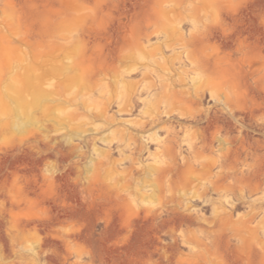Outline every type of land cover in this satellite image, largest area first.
Wrapping results in <instances>:
<instances>
[{"label": "rangeland", "instance_id": "obj_1", "mask_svg": "<svg viewBox=\"0 0 264 264\" xmlns=\"http://www.w3.org/2000/svg\"><path fill=\"white\" fill-rule=\"evenodd\" d=\"M121 75L137 87L146 75L194 80L186 82L193 97L146 99L172 110L162 115L160 136L177 122L190 128L183 144L189 164L154 187L141 168L123 170L131 153L117 148L113 161L123 175L112 176L148 197L116 206L99 154L121 129L138 133L127 121L139 120L144 104L119 114L113 103L119 119L110 126L84 119L83 104L95 106L90 93L114 90ZM72 91L78 98L67 96L58 109L60 92ZM217 125L228 127L230 144L219 148L215 140L212 148L200 138L191 152L197 132L210 140ZM95 135L99 151L90 143ZM155 148L144 151V164ZM183 174L199 177L197 196L210 186L212 199L238 208L236 218L254 216L251 229L192 225L182 231L185 241L173 240L171 231L135 216L179 198L189 188ZM197 196L192 204L210 217L211 206ZM263 248L264 0H0V264H264Z\"/></svg>", "mask_w": 264, "mask_h": 264}, {"label": "bare ground", "instance_id": "obj_2", "mask_svg": "<svg viewBox=\"0 0 264 264\" xmlns=\"http://www.w3.org/2000/svg\"><path fill=\"white\" fill-rule=\"evenodd\" d=\"M175 30H177V32L180 35L182 34L180 32V29L175 28ZM168 33L169 32H167L166 35ZM168 36L170 37V35ZM180 74H184V72ZM121 76L122 78L118 82L119 86L114 88V90L107 89L106 87L104 89L97 90V92L93 91L90 93V96L96 95L97 97V100H96L97 102L95 106L88 107L86 106L85 103L83 104L81 102L84 105V108H83L84 119L89 120L91 124L97 121H100L104 123L103 125H109V126L113 125V123L119 119L117 118L116 114L110 112V107L112 106L113 103L118 104L119 114L120 113H131L133 112L134 109L137 108V106H139L140 102L144 104L141 118L135 121H130V120L127 121V122L133 123L138 133L133 134L130 131L126 132L124 129H121L120 130L121 137L117 140V143L112 144V142H109L107 144L108 145L107 148L103 151H100V154H99L100 156H102V158H104V160L106 159L107 164L109 166L108 174H107L108 176L106 177L105 185H106L108 197L112 200V202L116 206L117 205L120 206L122 204L124 205L126 201L135 202L139 200L141 203H145L148 197L147 191L143 190V188L138 189L136 192H131V191L125 190L123 188L124 186L123 187L119 186L117 176L123 175L122 173L123 171H121L122 170L121 169L120 170L121 173H120L119 169L116 168L115 166V163H114L115 160L113 161V151H115L117 148H127L131 153L130 155L131 157H129L131 158L130 166L123 168V170L124 171L129 170V169L139 170L141 168L142 172L144 171V177H143L144 183L146 184L147 182L148 183L151 182L152 186L154 185V187L156 183L159 185L164 181L165 182L169 181L177 173L180 175L182 168L189 164L188 157L183 153L184 151L183 144L187 140V139L185 140L184 136H186L185 134H187L190 131V128L188 126H185L182 122H177V125L175 126L170 125L169 127L166 128L165 136H160L158 134L157 127L159 125L161 126V124L163 123L162 115L166 114V115L172 116V110H170L169 109L170 107L168 108L166 104L164 103H163L164 106L163 105L160 106L158 104H156L155 106H152L153 104L151 105V102H148L146 99L147 97H151V98L154 97L155 101L162 100V102L169 103V100L173 96L193 97V94L192 92H190L189 88L187 87L186 82H189V80H194V77H191L190 75H146L149 78L148 79L149 81L146 80L148 82L145 83L142 87H137L136 83H133L128 79V77H130L131 75H121ZM178 88H180L181 90H179ZM144 95H146L145 98H143ZM67 96H71L73 98L76 97L75 99L78 98V95L75 96V92L73 91L67 94L65 92H60L59 99H58V107H59L58 109L63 111L64 107L66 106L68 102ZM174 111L175 110H173V112ZM197 121L198 120H196V122ZM59 127H61V129L63 130V123H61ZM99 128L100 127L94 126V127H91L89 130L98 131ZM222 131H225L226 134L223 135ZM182 133H184L183 136H182ZM197 134H198V137L196 136L197 140H195L194 142L190 141L187 143L191 152L193 151L195 152L197 150L198 148L197 146H199L198 144H200V138H203V141L205 143L207 142L212 148L215 146L214 145L215 140H218L219 148H222V145H225V144L227 145V143L230 144L229 143L230 142L229 140L231 138L229 136L230 131L226 125H223V126L217 125L215 127V131L211 132V137L209 138L210 140H208V138L204 134L202 137H200L199 131L197 132ZM97 139H98V136L95 135L90 140V143L95 151H99V148L97 147V143H98ZM69 140H71V138ZM152 143H156V148L155 150H153V152H148V156L153 157V161L147 164H144V161H145L143 158L144 151L147 150L149 145ZM168 144L171 145L172 151L170 148V152L167 155L168 157L166 158V156L164 157L163 155H164V151L166 150ZM71 148H72L71 150L75 152L80 148V146L78 147V145L74 144ZM95 157H97V155H95ZM93 159L95 158L93 157ZM96 167L99 169L98 166ZM106 169H107V166H106ZM114 173L118 174L116 178L113 177L114 175L112 176V174ZM184 174L183 176H185ZM97 181L98 180H96V182ZM185 182L188 184L189 188L183 189L181 192L182 194L180 195L179 198L176 199L174 198V196H170L167 199H165V202L161 205L160 209L159 208L157 209L156 207L157 210L152 211L153 209L151 210V208L146 207L144 208V210H142V212L136 211L135 216L138 218H144L145 220H148V221H152L153 225L157 227L159 231H169V232L171 231L170 234L173 240H178V238H181L182 241H185L186 236L183 234L182 231H185V228H189L192 225H199L200 227L199 231H207V232L208 231H222L221 230L222 226L224 227V226L230 225L234 227L239 224H241V226L244 225L248 229H251L250 224H252L255 217L252 216L250 217V219L246 221L242 220L241 218H236L237 216L235 215V211L238 208L236 209V207L232 204H231L232 206L228 205L229 207H227L224 200L218 201L219 198L216 199L217 201L212 199L209 195V191L211 190L209 189L210 186L205 187L204 192H201V195L197 196L200 193L198 192V189H200L201 187V186L199 187V183L201 182H199L198 176L197 177L196 176H192V177L185 176ZM101 184H103L102 181H101ZM104 188L105 187H103V189ZM201 190H203V187ZM174 195H176L175 192H174ZM195 196L201 197L204 200L205 204H209L211 206L212 213L210 217L204 214H201L200 211L197 210V208L194 206V204H192V198H194ZM219 197L221 199V193ZM228 204H230V202H228ZM137 205L135 204V207ZM125 225H126V228L131 227V224L129 221H126ZM253 230H255V228ZM259 237L261 238V236ZM259 245L263 247L261 243Z\"/></svg>", "mask_w": 264, "mask_h": 264}]
</instances>
